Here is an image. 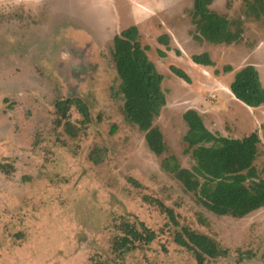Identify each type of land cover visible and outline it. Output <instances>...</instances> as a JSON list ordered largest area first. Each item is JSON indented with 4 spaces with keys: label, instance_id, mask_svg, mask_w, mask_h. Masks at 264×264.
<instances>
[{
    "label": "rangeland",
    "instance_id": "374dc122",
    "mask_svg": "<svg viewBox=\"0 0 264 264\" xmlns=\"http://www.w3.org/2000/svg\"><path fill=\"white\" fill-rule=\"evenodd\" d=\"M251 3L213 0L212 11L242 24V39L223 46L195 41L193 0H0V264H196L174 242L182 228L227 252L214 264H264V208L218 217L161 170L144 133L124 119L110 52L115 35L137 27L164 77L166 106L155 122L181 167L194 166L182 116L196 110L213 134L257 133L254 167L264 179V106L248 108L230 91L246 65L264 87V8L255 15ZM202 53L212 66L192 62ZM68 99L86 105L89 122L74 107L57 109ZM123 221L155 239L118 256L112 243Z\"/></svg>",
    "mask_w": 264,
    "mask_h": 264
},
{
    "label": "trees",
    "instance_id": "16d2710c",
    "mask_svg": "<svg viewBox=\"0 0 264 264\" xmlns=\"http://www.w3.org/2000/svg\"><path fill=\"white\" fill-rule=\"evenodd\" d=\"M260 1L253 0L248 6L255 15L263 11L264 5ZM212 3L213 0H193L191 21L195 27V41L223 46L240 41L243 37L241 22H231L215 13L210 9ZM159 42L168 44L165 36L159 38ZM148 50V46H142L136 26L122 29L112 41L110 52L119 80L125 121L144 133L149 151L156 157H161V170L179 182L187 193L193 194L212 214L243 219L264 208V179L258 177L254 167L260 143L257 133L242 139L225 138L211 133L196 110H188L182 116L188 127L183 137L188 146L184 153L190 152L194 166L185 169L175 156L169 154L164 134L155 122L166 106V95L161 86L164 77L150 61ZM191 60L201 66L213 65L207 53L193 55ZM170 71L180 79L189 80L178 68L172 66ZM224 71L229 72L231 68L225 67ZM230 91L238 102L248 108L264 106V87L258 71L252 65H246L234 74ZM56 107L58 110L74 107L85 122H89L88 109L81 100L68 99L57 103ZM65 131L75 136L68 122L65 124ZM90 160L98 164L92 156ZM132 183L138 185L136 182ZM165 211L177 226L173 213ZM139 225V230L127 221L118 225L122 236L112 243L113 251L118 256L135 250L142 251L155 239L154 232L142 223ZM174 242L189 252L196 264H214L227 255L213 239L187 228H182L174 235Z\"/></svg>",
    "mask_w": 264,
    "mask_h": 264
}]
</instances>
